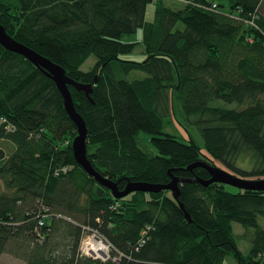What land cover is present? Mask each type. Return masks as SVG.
I'll list each match as a JSON object with an SVG mask.
<instances>
[{
    "label": "trees",
    "instance_id": "16d2710c",
    "mask_svg": "<svg viewBox=\"0 0 264 264\" xmlns=\"http://www.w3.org/2000/svg\"><path fill=\"white\" fill-rule=\"evenodd\" d=\"M179 1L173 8L157 0L146 21L152 0H0L8 35L90 85L89 97L68 89L86 126V156L118 189L208 179L204 167L188 168L198 162L264 178L261 0H227V12L221 0ZM139 28V41L121 40ZM138 44L142 61L120 57ZM89 56L95 61L82 70ZM174 113L198 130L204 151L190 137L164 132ZM76 134L55 83L0 45V257L9 253L23 264H223L231 254L237 264H264V191L185 181L177 199L168 189L116 198L76 163ZM233 222L244 229L238 236L249 243L246 254ZM90 233L109 244L106 261L81 252Z\"/></svg>",
    "mask_w": 264,
    "mask_h": 264
},
{
    "label": "water",
    "instance_id": "95a60500",
    "mask_svg": "<svg viewBox=\"0 0 264 264\" xmlns=\"http://www.w3.org/2000/svg\"><path fill=\"white\" fill-rule=\"evenodd\" d=\"M0 45L6 50L22 55L28 61H30L34 66L38 67L47 77H49L54 83L62 96L63 106L66 110L68 116L73 121L76 126L77 134L73 138L71 143V148L73 152L74 159L78 165H80L84 171L94 178L100 185L110 189L112 195L116 198L126 196L133 191H143V192H158L160 189H168L172 192L173 197L177 199L179 195V182L185 181H197L203 186H207L210 183L217 182L226 184L237 189L241 190H255V191H264V178H255V179H244L239 176H236L217 165H210L205 162H198L190 165L188 168L193 166H202L207 169L210 177L208 179L194 178L189 179H180L172 178L171 181L166 185L152 184L146 182H128L123 189H118L116 184L109 180L108 178L101 175L96 171L90 161L86 156V126L82 117L75 110L68 85H73L77 90H83L87 97L91 92L89 84H81L74 82L69 79L65 70L58 64L52 62L47 57L39 54L30 47L20 43L19 41L12 38L7 34L4 27L0 24ZM180 207L183 208V205L180 204ZM184 215L188 221H190L189 214L185 211ZM97 239H101L97 234H94ZM98 258V257H97Z\"/></svg>",
    "mask_w": 264,
    "mask_h": 264
},
{
    "label": "rangeland",
    "instance_id": "374dc122",
    "mask_svg": "<svg viewBox=\"0 0 264 264\" xmlns=\"http://www.w3.org/2000/svg\"><path fill=\"white\" fill-rule=\"evenodd\" d=\"M157 0H152V2L148 3L147 8H146V13H145V20L146 21H152L153 20V16H154V7H155V2ZM165 5L176 8L178 7L177 3H175V1L172 0H161ZM221 3H223V7L221 8V10L227 12L229 11V6H228V2L227 0H221ZM261 8L262 10H264V1L261 3ZM183 25L181 22H177L175 28H182ZM141 34H142V30L141 28L137 29L136 32L132 33V34H125L121 37V40L124 42H135V41H139L141 39ZM145 54L143 52V46L141 44H138L134 50L128 54H122L120 55L121 58L126 59V60H133V61H142L145 58ZM95 59L93 56H89L86 61L81 65V69L82 70H87L89 67L92 66V64L94 63ZM135 74H137L138 76L142 75V73H137L134 72ZM133 75V74H132ZM164 132L169 133V134H173L179 138H192V140L200 146L201 150L204 151V147H203V141L202 138L198 132V130L193 126L190 125L186 122L183 121V119L181 118V116L178 113H174L171 115V123L167 124L164 128ZM139 139L141 141V144L144 148H146L148 151L155 153L156 149L155 147L150 143L149 141V135L143 132H139L138 133ZM217 166H219L220 168L224 169L227 171V169L222 166L219 162H215ZM244 160L239 162V165L244 167ZM230 172V171H229ZM227 188L229 190H235L234 187L227 185ZM258 223L264 228V217H259L258 218ZM233 226V231L234 233L237 235L236 236V243L238 248L242 251L243 254H246L248 252V248H249V243L245 240V238L243 236H238L241 235L244 231L243 227L237 223V222H233L232 223ZM94 234L90 233L87 234L85 236V238L83 239L82 243H81V252L83 254H86L88 256H91L92 258H97L101 261H106L110 256H111V249L108 243H106L103 239H100L102 241H104V243H106L108 250L106 255L104 256H95L93 253L89 252L87 249V244L90 241V238L93 236ZM0 264H23V261L19 258L14 257L13 255L9 254V253H3L0 257ZM223 264H237V262L235 261L234 257L231 254H228L224 261Z\"/></svg>",
    "mask_w": 264,
    "mask_h": 264
},
{
    "label": "bare ground",
    "instance_id": "6f19581e",
    "mask_svg": "<svg viewBox=\"0 0 264 264\" xmlns=\"http://www.w3.org/2000/svg\"><path fill=\"white\" fill-rule=\"evenodd\" d=\"M87 249L95 256H104L107 253L108 247L104 241L92 236L87 244Z\"/></svg>",
    "mask_w": 264,
    "mask_h": 264
},
{
    "label": "crops",
    "instance_id": "0c3cea01",
    "mask_svg": "<svg viewBox=\"0 0 264 264\" xmlns=\"http://www.w3.org/2000/svg\"><path fill=\"white\" fill-rule=\"evenodd\" d=\"M172 1H175V3H177L178 7L181 6V1H179V0H172ZM263 1H264V0H261V2H260L259 10L264 14V10H262V8H261V3H262Z\"/></svg>",
    "mask_w": 264,
    "mask_h": 264
}]
</instances>
